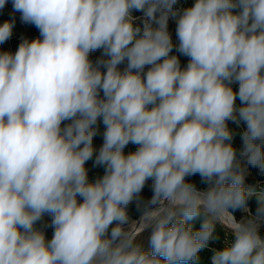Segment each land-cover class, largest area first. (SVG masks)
Wrapping results in <instances>:
<instances>
[{"label": "clouds", "instance_id": "9594fccd", "mask_svg": "<svg viewBox=\"0 0 264 264\" xmlns=\"http://www.w3.org/2000/svg\"><path fill=\"white\" fill-rule=\"evenodd\" d=\"M177 2L12 0L40 37L0 52V264H189L214 222L235 242L212 264H264V204L246 222L229 211L248 198L229 122L246 125L239 155L264 173V0ZM14 26L0 25V44ZM94 155L104 174L90 182ZM197 174L206 190L186 181ZM149 180L137 228L128 207ZM45 214L50 240L36 227Z\"/></svg>", "mask_w": 264, "mask_h": 264}, {"label": "trees", "instance_id": "16d2710c", "mask_svg": "<svg viewBox=\"0 0 264 264\" xmlns=\"http://www.w3.org/2000/svg\"><path fill=\"white\" fill-rule=\"evenodd\" d=\"M181 1V0H180ZM183 2V9L191 7L195 0H187L182 1ZM176 9H178V5L174 6ZM133 15L135 17H141L143 14L141 12H133ZM14 21L15 26L13 28L12 36L9 40L4 42L3 44H0V52H11L15 53V51L18 49L19 44L21 43L22 39H28L29 41L37 39L40 37L39 30L32 24H26L21 22L20 13L14 11L13 9V3L12 0H7V3L3 8H0V25H2L4 22H11ZM139 22V21H137ZM169 32L172 35L173 43L174 45H178V40L176 37V21L169 26ZM101 51H97V53L91 54L90 58L95 61L101 56ZM174 55L179 56V59L181 61V66H186L188 62V58L185 56L180 55L175 51V48L173 50ZM234 90H238V84L232 85ZM237 106L240 105L239 100L236 101ZM99 132L95 136L97 140H99L101 143H103V130L104 126L102 122H99L98 124ZM229 128L235 133L232 145L237 150V159H241L239 153L240 150L243 147V141L241 139V134L245 130L246 125L241 122L239 126L236 124H233L229 122ZM136 146L135 145H128L125 148V153L135 151ZM94 159L89 160L86 162V168L88 169V177L89 181L92 182L98 177H101L104 174V168L102 166H94ZM252 171V177L249 181H245V189L248 193V198L246 202V207H248V213H242V208L239 209H229V211L232 213V215L239 219L242 215L246 216L248 219H252L256 215V209L261 204H264V176H262L263 173L258 168L251 167ZM186 181L190 183H194L196 188L198 190H206L208 185L201 181L200 176L194 175L190 177H186ZM153 195V191H150L146 186L143 188L140 196L141 200L139 204L137 202H133L128 207V213L134 218L137 219L139 215L145 210V205L148 201L151 200V197ZM206 217L202 214L201 216L195 218L194 220L188 221L187 224L192 227L193 231H198L201 228L202 223ZM37 228H41L43 230L42 222H38L36 225ZM52 237L47 236V240H50ZM262 238H264L262 236ZM235 242V237L232 235H228L224 227L219 222H214V231H213V237L208 242L207 246L203 249H201L198 253V258L189 262V264H212V257L217 251H222L226 247L231 246ZM145 250H150V245L147 243L144 246Z\"/></svg>", "mask_w": 264, "mask_h": 264}, {"label": "rangeland", "instance_id": "374dc122", "mask_svg": "<svg viewBox=\"0 0 264 264\" xmlns=\"http://www.w3.org/2000/svg\"><path fill=\"white\" fill-rule=\"evenodd\" d=\"M182 1H187V0H178L177 4L178 5V9L179 10H182V5H183V2ZM175 20L174 19H170L169 20V26H171L172 23H174ZM155 27V25H153ZM97 53V52H95ZM101 57V56H100ZM126 67V62L124 64H121L119 66V68L121 70H123L124 68ZM104 131V129H102ZM93 146L94 148L98 151L99 148L102 146V143L97 140L95 137H94V140H93ZM241 161V166L242 167H246V174H245V181H249L252 177V171H251V166H246L245 165V162L243 161V159H239ZM150 191H152V181L149 180L146 185H145ZM241 212L244 214V213H247V210L245 208H242ZM140 216V215H139ZM129 217H130V220L131 221H135L137 219H134L130 214H129ZM239 221L241 220H249L246 216L242 215L239 219H237ZM42 222V226H43V231L45 233V237L47 238V236H51L53 235V232H54V228L52 227V216L50 214H45L44 217L42 218L41 220ZM223 227L224 229L226 230V232L228 233V235H232L234 236V234L232 233V231L230 230L229 227L225 226L224 224H222L221 222H219ZM126 228H128V225H125ZM147 230V231H146ZM143 233L140 234V236L138 237V242H140L143 247L148 243V240H149V236H150V233H151V228H148L146 229ZM259 234L261 235V237L263 236L264 237V223H261L260 224V228H259ZM235 237V236H234Z\"/></svg>", "mask_w": 264, "mask_h": 264}, {"label": "bare ground", "instance_id": "6f19581e", "mask_svg": "<svg viewBox=\"0 0 264 264\" xmlns=\"http://www.w3.org/2000/svg\"><path fill=\"white\" fill-rule=\"evenodd\" d=\"M143 214H144V212L142 213L141 218H142ZM233 217H234V216H233ZM141 218H140V219H141ZM234 218H235V217H234ZM235 220H236V222H246L245 220H241V221H239V220H237L236 218H235ZM132 222H134V225L136 226V220H135V221H132ZM227 222H228V221H226V223H227ZM221 223H222V222H221ZM222 224H224L225 226H227L225 223H222ZM128 227H129V225H128ZM227 227H228V226H227ZM147 229H148V228H147ZM145 230H146V229H145ZM145 230H144V231H145ZM144 231H143V232H144ZM146 231H147V230H146ZM143 232H142V233H143Z\"/></svg>", "mask_w": 264, "mask_h": 264}, {"label": "water", "instance_id": "95a60500", "mask_svg": "<svg viewBox=\"0 0 264 264\" xmlns=\"http://www.w3.org/2000/svg\"><path fill=\"white\" fill-rule=\"evenodd\" d=\"M143 212H144V211H143ZM143 212H142V213H143ZM142 213L140 214V216H139V217L137 218V220H136V226H135V227H137V228L140 226V222H141V219H140V218H141Z\"/></svg>", "mask_w": 264, "mask_h": 264}, {"label": "built area", "instance_id": "2783aa9c", "mask_svg": "<svg viewBox=\"0 0 264 264\" xmlns=\"http://www.w3.org/2000/svg\"><path fill=\"white\" fill-rule=\"evenodd\" d=\"M262 176H264V173L262 174ZM244 208L247 210V213H248V207L245 206Z\"/></svg>", "mask_w": 264, "mask_h": 264}]
</instances>
